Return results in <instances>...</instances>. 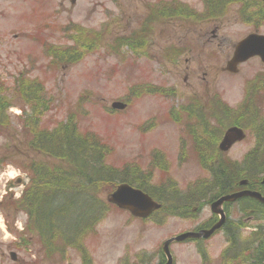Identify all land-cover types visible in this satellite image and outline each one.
<instances>
[{"label":"rangeland","instance_id":"rangeland-1","mask_svg":"<svg viewBox=\"0 0 264 264\" xmlns=\"http://www.w3.org/2000/svg\"><path fill=\"white\" fill-rule=\"evenodd\" d=\"M172 1L204 13L203 0H166L169 8L177 5V2L170 5ZM158 2L77 0L72 4L70 0H0V81L5 89L4 100L10 101L12 106L5 113L8 123L0 124V200L4 192L6 198L10 194L13 197L21 195L29 179L25 173L29 162L47 161L39 151L30 148L32 134L24 128L22 110L31 109V106L16 92V78L24 72L29 84L43 87L49 109L40 116L39 131L59 132L72 121V130L78 139L87 143L92 158L98 148L107 149L104 166L111 170L101 176L110 180L109 187L101 186L96 190L94 186L91 189L76 186L83 181L79 175L69 182L73 186L68 187L67 194L79 197L74 192L95 191L99 200L107 203L116 186L109 175L113 170L129 176L137 170L150 175L148 184L152 192L166 187L156 199L163 203L162 212L148 219L135 218L110 205L97 223L81 235L83 247L89 254L88 264H157L162 259L164 240L211 227L218 215L212 213L210 203L218 194L220 184L225 180L234 192L238 182L234 177L228 179L233 173L229 172L228 160L245 165L244 169L252 178L245 175L241 180H251L253 187L257 191L261 188L264 194V186L257 184L264 178V139L257 141L258 161L246 164L254 158L250 156L247 160L245 156L255 150L256 144L250 130H246L244 139L224 153L219 151V145L217 151L208 150L207 144L199 140L197 148L200 151L195 149L193 139L186 131L189 124H197L195 117L190 118L186 112L199 111L198 104L210 107L202 116L211 127L216 126L214 118L219 117H214L217 103H227L235 113L246 110L252 116L246 105L240 107L250 94L248 105H256L255 115L259 116L256 122L249 117L245 122L248 127L257 123L264 127V63L253 58L242 64L236 73L225 70L240 40L252 32L264 34V16L250 20L256 15H264L262 0H218L216 10L219 14L209 7L206 16L197 21L184 17L158 20L153 24L157 25L156 32L145 42L146 50L134 56L130 47L121 46L117 38L130 35L141 27V20L150 15ZM71 23L76 28L62 33ZM79 26L103 31V35L100 40L93 39V49L80 61L69 65L58 61L51 64L52 59L45 55L43 42L59 48L66 44V38L75 36ZM165 33V37L161 36ZM168 44L169 47L185 46L183 55L170 61L161 60ZM55 53L57 50L53 51ZM143 84L150 85L142 89L145 91L138 93L137 90L130 96L133 86ZM163 86L166 93L158 90ZM116 101H124L127 106L113 110L112 104ZM10 109L18 110L20 115L10 113ZM60 134V138L63 137ZM154 152L165 157H156ZM205 157L208 159L203 166L200 158ZM222 158L224 160L219 161ZM86 160L94 159L87 155ZM86 164L91 166L92 162L86 161ZM218 168L226 179L218 178ZM172 182L176 185V193L171 189ZM7 185H10L8 190ZM195 186L198 188L192 192ZM168 207H176L179 213H170ZM224 208L225 230H218L209 239L185 240L170 245L175 264H251L249 260L254 255H264V208L252 197L231 202ZM85 213L88 214L87 209ZM7 216L12 223L14 220L21 222L23 228L28 224L27 215L7 213ZM0 217L7 220L4 211ZM25 233L30 243L18 247L13 243L12 235L5 243L4 232L0 231V264H84L78 248H68L64 254L48 255L38 236ZM11 252L17 254L16 261L11 259Z\"/></svg>","mask_w":264,"mask_h":264},{"label":"trees","instance_id":"trees-1","mask_svg":"<svg viewBox=\"0 0 264 264\" xmlns=\"http://www.w3.org/2000/svg\"><path fill=\"white\" fill-rule=\"evenodd\" d=\"M206 1L208 7L216 10L218 0ZM263 16V14L260 16L256 15L255 17H251L250 20H257L259 18H263ZM62 52L64 55H72V51L70 49L65 51L57 50V53L54 55L58 56ZM17 85V95L20 94L24 101L30 103L32 111V113L29 114L27 110H24L27 113L25 128L30 131L33 136L32 141L29 142V146L35 150L43 152L44 155L52 158L53 162L32 163L27 165V169L32 172L33 179L31 184L25 191V195L20 201L9 199L6 204V208H13L16 212L24 211L30 215L31 223L26 228V232H30L35 236L37 235L47 253L64 254L68 248L75 249L76 247L82 253L85 263L88 264L89 262L87 256L89 254L83 247L84 238L81 235L88 227L91 228L93 224L97 223L96 221L98 218L103 216L104 212H107L110 204L108 202L102 203L103 200H99L100 198L97 196L95 191L74 192V194L79 195V197H73L67 194L66 190H68V187L70 188L73 186L72 184H69V182L72 181V178L74 176H77L78 178L79 175H81L83 181L81 184H76V186H88L90 189L94 186V189L96 190H98L97 188L101 186H107L106 188H108L110 180L107 178L103 179L101 176L103 173L106 175L107 170H111L104 166L105 160H103V157L105 156L104 152H107V149L105 148L104 150H101L98 148V150L94 151L95 157L92 158L91 155L88 154L89 150L86 147L87 143L81 138H79V140L77 138L78 135H76L72 130V121L60 128L59 132H49V134L48 131H39L38 122L40 116L49 110H47V102L43 93V87L40 84H29L25 77L18 79ZM4 91V87L0 84V124L8 123L5 113L6 109L11 106L10 101L7 99L4 100ZM245 105L251 110L252 116H250L249 112L246 110L237 111L235 113L226 104L217 103L214 109V117L216 115H219V117L214 118L217 123L216 126L214 125L212 127L210 122L208 123L207 118L202 116L207 113L210 107L208 108L203 104H198L199 111H187L186 113L189 117H195V120L197 121L195 126H192L191 124L188 125L189 134L193 139L194 146H196L195 149H198L197 140H199L207 144L206 148L208 150L211 148L217 151V146L223 136V133L232 125L248 129L258 139H264V127H260V123L250 124V127H248V123L245 122L246 117H249L254 122L257 121V116H259V114L255 115V111L258 109L257 106H254L253 103V106L248 105V103ZM60 133L63 134V137L61 138ZM258 150L259 145H257L255 150L250 153L251 155L249 154L245 158L247 159L250 156H254V158L250 160L247 159L248 161L246 164L248 162L250 163V161H254L255 163L258 161L256 160ZM87 155L88 158L94 160H86ZM199 157H201V153H199ZM206 159L208 158H200V162L202 161V164H206ZM221 160H224V158L219 161ZM86 161L89 164L92 162L91 166L86 164ZM227 163L230 166L229 172L233 171V173L230 172L231 174H229L228 179L230 180L233 177L238 179L234 191L236 189L238 190L241 178L245 175L252 178L251 174L244 169L245 165L243 164L240 166V163L237 164L236 162L229 160ZM219 165L221 166L220 163ZM220 166L218 167L220 168ZM219 168L218 170L216 169V175H219L218 178L222 179L225 175L220 172ZM109 175H112L111 180L113 183H116V185L121 182L135 184L137 187L149 192L156 199H158L159 195L157 194H159V192L163 193L166 191V187H162L155 192L150 191L151 186L148 184L150 175L138 173V170L137 172L135 171L132 176L126 175L125 172H121L119 174L114 173V170L111 171ZM256 178L259 179L258 176ZM65 179L67 180L63 181ZM163 183L164 181L161 183L162 186ZM170 184H172L171 189H173V192L176 193L177 188L175 183L172 182ZM197 186L191 189L192 192L198 188ZM219 189L220 190L218 191V196L216 195V198L221 195L229 194L233 191V187L230 184H225V180L222 181ZM213 198H215V196ZM10 204L12 207H8ZM82 206H84V208H82ZM168 208L170 213H179L176 207L172 209L170 207ZM86 209L88 210V214L85 213ZM25 234L26 233H21V238L24 240V245H28L30 242H28L29 239L26 238ZM251 260L253 262L252 264H264V256H256Z\"/></svg>","mask_w":264,"mask_h":264},{"label":"water","instance_id":"water-1","mask_svg":"<svg viewBox=\"0 0 264 264\" xmlns=\"http://www.w3.org/2000/svg\"><path fill=\"white\" fill-rule=\"evenodd\" d=\"M264 1V0H263ZM259 55L264 59V36L251 35L244 41L240 42L236 48L233 58L227 63L226 71L236 73L238 71V65L252 56ZM114 108H123V105L115 103ZM245 137L242 129L237 127L230 128L220 144L222 150H228L233 143L238 140H242ZM243 181L242 184H245ZM249 196L255 198L264 203V197L258 193L249 190L240 191L230 195L223 196L212 203V210L214 213L219 214L221 219L210 230H202L199 232H189L182 234L175 238L177 241H182L190 238H208L217 229L221 228L226 221V215L222 208L225 202H233L238 198ZM110 202L116 204L118 207L129 210L133 215L137 217L146 218L153 210L158 209L160 206L156 204L151 197L141 190L132 188L131 186L124 184L119 186L110 196ZM171 240L166 242L164 246L165 254L167 255V263L173 264V259L169 251V244ZM14 257V255H13Z\"/></svg>","mask_w":264,"mask_h":264},{"label":"clouds","instance_id":"clouds-1","mask_svg":"<svg viewBox=\"0 0 264 264\" xmlns=\"http://www.w3.org/2000/svg\"><path fill=\"white\" fill-rule=\"evenodd\" d=\"M10 113L14 112L16 115H20V113L18 112V110H15V109H10L9 110ZM17 175H19V173H17ZM17 199L20 198L19 195H17L16 197ZM17 227L19 228L20 231H23V228L20 227V225L18 224ZM0 231H4V242L7 243L8 240L10 239L6 229H4V222H3V217H0Z\"/></svg>","mask_w":264,"mask_h":264},{"label":"flooded vegetation","instance_id":"flooded-vegetation-1","mask_svg":"<svg viewBox=\"0 0 264 264\" xmlns=\"http://www.w3.org/2000/svg\"><path fill=\"white\" fill-rule=\"evenodd\" d=\"M258 191H260L261 193H262V189L261 188H259V190ZM217 222V221H216ZM259 231V230H258ZM257 231V232H258ZM249 239H251V237H249ZM248 246H251L250 244L248 245ZM252 248V247H251Z\"/></svg>","mask_w":264,"mask_h":264}]
</instances>
